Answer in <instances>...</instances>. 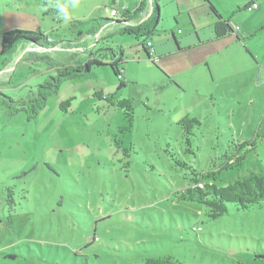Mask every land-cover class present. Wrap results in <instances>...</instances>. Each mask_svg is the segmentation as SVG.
I'll list each match as a JSON object with an SVG mask.
<instances>
[{
  "label": "rangeland",
  "instance_id": "obj_1",
  "mask_svg": "<svg viewBox=\"0 0 264 264\" xmlns=\"http://www.w3.org/2000/svg\"><path fill=\"white\" fill-rule=\"evenodd\" d=\"M55 2L59 16L37 0H0V38L7 27L69 39L71 21L109 17V8L119 7L114 0ZM139 2L122 0L121 8ZM116 41L130 50L134 38ZM241 46L214 57L202 84L186 91L130 51L121 89L110 67H96L65 82L35 120L11 116L0 103V264H144L159 257L264 264V203L248 210L230 203L213 219L205 205L176 196L189 187L192 170L220 171L244 141H256L255 149L241 166L221 170L216 183L264 174V31ZM1 74L0 91L22 99L56 71L27 55ZM98 92L132 100L130 132L120 131L124 112ZM187 114L201 121L190 146L180 124Z\"/></svg>",
  "mask_w": 264,
  "mask_h": 264
},
{
  "label": "trees",
  "instance_id": "obj_2",
  "mask_svg": "<svg viewBox=\"0 0 264 264\" xmlns=\"http://www.w3.org/2000/svg\"><path fill=\"white\" fill-rule=\"evenodd\" d=\"M47 9V14L59 16L60 10H55V0H37ZM118 0H114L116 2ZM148 0H141L133 11L121 9L127 20L99 17L86 21L73 20L70 22V38L60 41L50 40L49 37L37 29L25 31L10 29L1 35L0 72L24 60L27 55L36 57L45 63L47 69L55 70L56 74L48 76L37 86L36 91L22 99H16L0 91V103L11 116L25 113L28 121L35 120L46 108L48 99L57 95L62 85L70 80L84 77L96 67H110L113 74L120 81V89L126 84L124 64L127 63V49L116 41L118 36H131L134 40H141L136 56L145 54L152 59L151 48L147 42L154 35L160 20V0H152L153 12L145 20L131 26L130 20H138L140 13L147 8ZM264 27L262 28L263 31ZM99 35V37H98ZM140 59V58H139ZM155 62V59H152ZM0 76V85L3 83ZM9 76V73L7 74ZM10 77V76H9ZM96 95L108 100L111 105L124 112L125 124L121 132H130L134 123V105L130 99L114 100V95L98 92ZM71 100L62 102L60 107L68 112ZM180 124L184 131L187 144L191 145L194 130L201 125L197 117L187 114ZM121 141L116 140V147L120 148ZM236 147V152L226 156V162L220 171H210L207 174L192 170L190 185L176 194L179 201H189L203 204L208 209V216L216 219L228 211V204H236L240 209L248 210L255 205L264 203V174H252L236 180L225 186H219L216 181L221 170L233 169L243 164L249 152L255 149L256 141H244ZM245 153L241 154V150ZM177 164L188 168V165L177 160ZM144 264H182L172 257L148 258Z\"/></svg>",
  "mask_w": 264,
  "mask_h": 264
},
{
  "label": "crops",
  "instance_id": "obj_3",
  "mask_svg": "<svg viewBox=\"0 0 264 264\" xmlns=\"http://www.w3.org/2000/svg\"><path fill=\"white\" fill-rule=\"evenodd\" d=\"M118 2L122 9V0ZM253 4L258 7L250 10ZM159 5L160 20L149 51L156 61L145 54L136 56L141 40H134L127 50V58L132 51L131 59L150 62L162 71L166 84L174 83L180 90L201 85L206 75L202 69L210 66L214 57H220L233 45H244L264 27V0H160ZM229 21L240 26L237 34L231 32ZM7 30L10 29L5 27Z\"/></svg>",
  "mask_w": 264,
  "mask_h": 264
},
{
  "label": "built area",
  "instance_id": "obj_4",
  "mask_svg": "<svg viewBox=\"0 0 264 264\" xmlns=\"http://www.w3.org/2000/svg\"><path fill=\"white\" fill-rule=\"evenodd\" d=\"M258 7V4H253L252 6L249 7L250 10L256 9ZM109 13L110 16L109 18H117V19H121V20H127L122 13V10L119 7H111L109 8ZM153 12V6H152V0H148L147 2V8H145L141 13H140V17L138 20H130L127 21V23L131 26H135L137 25L140 21H145ZM228 26L231 30V32L237 34L240 31V26L237 25L235 22L233 21H229L228 22ZM99 37V35H98ZM147 45L152 49L153 48V42L151 40H149L147 42ZM2 74L0 73V76Z\"/></svg>",
  "mask_w": 264,
  "mask_h": 264
},
{
  "label": "water",
  "instance_id": "obj_5",
  "mask_svg": "<svg viewBox=\"0 0 264 264\" xmlns=\"http://www.w3.org/2000/svg\"><path fill=\"white\" fill-rule=\"evenodd\" d=\"M2 72H5V70H4V71H2ZM2 72H0V73H2Z\"/></svg>",
  "mask_w": 264,
  "mask_h": 264
}]
</instances>
